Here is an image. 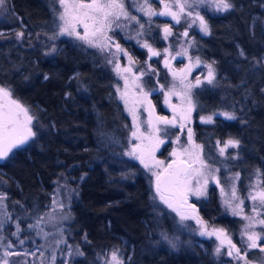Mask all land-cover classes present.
Returning <instances> with one entry per match:
<instances>
[{
	"label": "trees",
	"instance_id": "trees-1",
	"mask_svg": "<svg viewBox=\"0 0 264 264\" xmlns=\"http://www.w3.org/2000/svg\"><path fill=\"white\" fill-rule=\"evenodd\" d=\"M230 3V10L206 16L210 34H193V50L204 62H215L209 96L201 91L205 87L197 88L199 104L209 102L204 114L227 111L237 118L216 115L204 125L197 112L192 129L205 161L219 169L221 184L235 179L244 199L255 180L264 188V0ZM60 9L57 0H6L0 18V87L37 123L35 137L0 163V194L6 196L0 245L20 247L14 264H28V250L42 241L40 227L29 225L39 220L45 232L61 235L64 264H107L114 252L122 264H226L216 260L209 239L192 231L178 236L177 216L158 201L145 168L126 154L130 120L106 58L59 35ZM20 31L25 35L18 40ZM229 138L239 139L240 147L220 156L216 142ZM160 156L171 158L168 146ZM62 183L72 194L68 202L62 190L65 203L56 208L53 194ZM194 202L205 226L231 232L241 246L243 223L227 215L213 186ZM17 225L19 238L13 235ZM165 236L172 242L177 237V245Z\"/></svg>",
	"mask_w": 264,
	"mask_h": 264
},
{
	"label": "rangeland",
	"instance_id": "rangeland-1",
	"mask_svg": "<svg viewBox=\"0 0 264 264\" xmlns=\"http://www.w3.org/2000/svg\"><path fill=\"white\" fill-rule=\"evenodd\" d=\"M68 5L71 6L74 3H80L81 0H67ZM83 3H89L91 0H82ZM125 6V10L129 13L130 16H134L139 20V24L136 23L135 20L127 19L123 16L120 17L118 21H114L112 24V30L107 32V35L112 37V39L119 43L132 57V61H129L128 56H124L123 53H116L115 56L112 54L116 52L115 48L112 47L108 50L101 51L98 47H93L89 43H87L84 40L77 39L76 36H69L64 34V37H70L73 39H77L85 43L87 46L97 50L100 52L101 55H103L106 58V61L108 63V60H113V63H108L110 66L109 68L112 70L114 74L115 79V95L116 98L121 102L122 106L124 107V110L126 111L129 120H130V129L128 130V135L130 136L129 141V149L127 152H129L133 146V144H140L142 146H146L149 144V141L147 137L150 135V128L147 123V121L150 119L149 111L146 109L149 107L147 101L151 102V107L154 109L153 117L155 116H166L169 119H172L174 116L173 108L170 105L176 106V120H177V126L173 127L171 125H164L159 124L157 127L163 129L164 131H161L158 135L159 138L164 141V143L159 144V146L155 149V160L162 161L163 165L161 166H154L151 161H149L150 166H152V171H149L146 169L143 164L140 163L138 159L135 157L130 156V158L137 163H140L143 168L147 171V173L150 176L151 179V186L153 187L154 194L158 201L166 206L167 209L171 210L179 220V224L182 225L180 229H177V234L180 236V232L184 233V237L186 235H190V233L198 234L200 237L207 238L213 243V254L216 257L217 261H224L226 264H264V251H258L260 247L255 249H247V242L246 237L242 238L241 233L244 230L245 226L249 223L248 220L244 219V216H253L255 215L252 212L253 206L259 207V202L252 201L249 197L250 194H255L261 190H264L262 186L260 185L258 180H255L250 188V190L247 192L246 197L244 199H241L239 194L236 192L237 188L235 185L236 180L232 179L228 183V187H225V185L221 184L217 172L214 168L210 166V169L204 170L205 175L208 176V183L206 185V188L204 189V194L197 197L196 195L191 194V192L187 193V198L191 200L195 199H205L208 194V190L211 186H213L220 198V204L222 207H224L225 212H227L228 216L231 218H237L243 223V227L241 228L240 232L238 233V242L241 244V246H237L241 249V254H243L246 250L247 253L249 252H255L256 258H259L258 261L255 259H252L250 261L247 259V256L245 259H238L236 258L235 252H233V256L227 255V252L229 250V246L227 244V239H225V236L227 238H230L233 243L235 238L233 237L232 233H228V231H225V235L222 236V239H225V243L223 247H221V252L219 254L216 253L215 249L220 246V240L217 239L216 236H207V235H201V229L205 225L198 224L196 219L189 218L181 220V216L179 215L180 212L185 213H191V211H188L186 209H181L175 206L173 199L168 196L173 203V205L176 207L177 210H173V208H169L167 204H165L161 199L159 194L156 192V176L153 175V172H161L163 173V170L167 168V166L170 164L171 161H179V160H187L188 155L185 152L187 149L188 152L192 153L193 155H200L201 158L205 161L203 153V149L201 144L197 142L194 138V134L192 137V142H189L188 135H187V129L190 127L192 129L193 121L195 113L199 112V117L197 121L201 124H209V123H202L200 120L201 116H208L209 112L207 114H204L206 109H209V102H205L204 106H201L203 104H199L198 95L199 91L197 92V88H203L201 91H203V95L209 96V87H213L214 83L209 85L206 82L202 83L199 87H194L191 90V97H192V103L195 105L191 112V118L187 122L185 128L183 130L180 129L179 124L181 123L179 116L182 111V108H186L187 104H182V97L181 93L183 92V86L180 82V70L185 69L187 65L195 63V58L199 57V55L194 54V35L198 34L202 37H206L207 35L200 31L199 29V21H196L195 24H192V27L189 28L188 24L192 22L193 17H187L182 15L181 22L177 24L170 16H147L144 11H141V7H148L151 6V8L156 11H162L163 5L159 2V0H147V4H145V0H120ZM168 3L173 5V10L175 11V0H167ZM58 5L60 6V13L64 11L63 6H61L59 0H57ZM189 3L194 4V0H189ZM186 11H192L193 13L199 12L200 15L204 16L206 18L207 15L212 13H218L221 11H217L213 6H210L209 4H194V6L191 9H186ZM5 12V7L3 9H0V18L3 16ZM69 12L72 13L73 9L69 7ZM111 19V17H110ZM151 21V22H149ZM63 22L59 20V16L57 18V25L56 30L60 31L59 25ZM117 24L120 25V27H117ZM140 24H143V29L140 28ZM168 24L172 26V35L168 36L165 39V34L163 32V25ZM78 32L83 35V28L79 25H77ZM187 30L189 35L188 37L182 36V33ZM142 33V35H137V33ZM194 34V35H193ZM60 35V34H59ZM147 41L151 46L160 52L159 56H152L151 59H149L150 53L148 52L147 48L142 47V44ZM191 41V43H189ZM168 49V52H165L164 50ZM186 50L187 54L177 55V53H184ZM137 52V54H135ZM140 54V55H139ZM138 55V56H137ZM175 57V58H173ZM191 58V61H190ZM200 58V57H199ZM165 59L168 61L169 66H165ZM201 60V58H200ZM202 63L199 65V67H193L191 73L188 75L187 80L185 83H188L191 81L192 83H195V78L197 76L200 77V79L203 81L204 77L207 75L208 69L205 67V64H209V62H204L201 60ZM119 62L120 64V71L117 72L115 69V63ZM147 62V63H146ZM149 65H151V68H149ZM125 68H130L131 71H124ZM154 70V71H153ZM144 72L145 74L143 76H140V73ZM177 73V75H173V73ZM139 77V79H137ZM161 85H163V90L161 89ZM141 88L143 89V92H141ZM153 89H155L153 91ZM169 89H172L175 94L171 95L170 97H167L168 103H166V92L169 91ZM196 91V92H195ZM144 93H148L147 98L145 99ZM2 95V94H1ZM3 96V95H2ZM5 99L16 101L13 99V97L8 96L5 97ZM155 99L158 105L155 104ZM20 104V103H19ZM200 105V106H199ZM228 105V104H227ZM224 105V106H227ZM158 107V108H157ZM133 111L136 114L137 120L135 121L136 124L139 125V133L142 134L141 139H134L131 136V133L133 131H136V127L134 126V120H133ZM218 113V112H216ZM29 115H31L29 113ZM220 116V115H218ZM223 117V116H221ZM35 118L33 119L31 123V128L33 131H35V127L37 123H34ZM193 130V129H192ZM167 133V134H165ZM177 137H179V140H177ZM196 145H200V148H197ZM224 143L222 145H219L217 150L219 152V148L223 147ZM165 146H168L171 152V158H164L161 157V153ZM225 150V153L228 149ZM176 152L178 155H172L173 152ZM126 152V153H127ZM224 153V154H225ZM129 156V155H127ZM222 156V155H220ZM206 162V161H205ZM207 163V162H206ZM209 164V163H207ZM194 168H199V163H196L193 165ZM212 176H215L216 179H212ZM200 180V184H203V177L198 176L196 173H192L189 176V187L193 190H195L199 185H197L196 181ZM217 181H219L217 183ZM60 187V185H57ZM233 189H235L236 192V198H233ZM64 190V197L66 194V201L69 202L70 195L72 194V189L68 186L62 183V187L56 188L55 192L53 194L52 199V205L56 208H61L65 201L63 198V195L61 194V191ZM166 196V195H165ZM69 199V200H68ZM240 200H243V204L241 207L243 208V212L240 215H234L232 208L235 207ZM230 202L231 207L229 206ZM3 206L4 202L0 201V230L3 229L4 221L3 219ZM195 215H197L195 211ZM192 222L194 230H190V226H188V223ZM40 227L41 232H39L42 241L36 240V243L33 244L31 250H28L27 255L29 258L28 264H58V258L60 257V263L64 264L66 261V256L63 255V253H59V245L62 243V237L57 231H46L41 223L38 225ZM188 227V228H187ZM192 227V228H193ZM207 227L208 231H212L213 229H218L215 227ZM183 230V231H182ZM255 231L260 232L261 226L256 225ZM192 231V232H191ZM251 231V229H250ZM5 233H9L10 231H6ZM0 236H2V232L0 231ZM39 236V235H38ZM39 236V237H40ZM37 239V236H35ZM189 237V236H188ZM187 238V237H186ZM173 240V243L177 245V237L171 238ZM237 240V239H236ZM243 240V242H242ZM236 244V243H235ZM37 247V248H36ZM19 250V248L13 249V248H7L2 247L0 245V262L7 259L9 261V264H14L15 257L9 255L5 256L4 252L7 250L10 253H15V251ZM30 249V248H29ZM244 249V251L242 250ZM33 253H35L33 255ZM63 256H64V262H63ZM58 257V258H57ZM54 258V259H53ZM120 264H122L119 257H117ZM19 261V260H17ZM107 264H115V262L112 260V254L107 256Z\"/></svg>",
	"mask_w": 264,
	"mask_h": 264
},
{
	"label": "snow or ice",
	"instance_id": "snow-or-ice-1",
	"mask_svg": "<svg viewBox=\"0 0 264 264\" xmlns=\"http://www.w3.org/2000/svg\"><path fill=\"white\" fill-rule=\"evenodd\" d=\"M61 6H63L64 11L59 14V20L63 23L59 25V34L60 35H69V36H76L77 39L84 40L89 43L93 47H98L103 52L108 50L112 47L115 48L116 52L112 55L115 56L116 53H123L124 56H128L129 61H132V57L129 53L117 42H115L112 37L107 35L108 31L112 30V24L114 21H118L121 16L135 20L137 24H139V20L136 17L130 16L129 13L125 10V6L120 0H91L89 3H83L82 0L80 3H74L73 5L69 6L67 0H59ZM159 2L163 5V10L156 12L154 11L151 6L148 7H141V11H144L145 14L149 17L151 16H170L172 20H174L177 24L181 22L182 15L187 17H193L192 22L188 24V27L191 28L192 24H195L196 21H199V29L204 34H210V28L208 22L205 20L204 16L200 15L199 12L193 13L192 11H186V9H191L194 4H209L213 6L217 11H228L230 10L233 5L230 3V0H194L193 3H189V0H175V8L173 10V5L168 3L167 0H159ZM145 4H147V0H145ZM6 6V0H0V9H3ZM69 7L73 9V12H69ZM111 17V19H110ZM151 22V21H149ZM77 25L81 26L84 30L83 35L78 32ZM117 27H120L117 24ZM144 25L140 24V28L143 29ZM163 32L165 34V39L172 35V26L165 24L163 25ZM25 33L23 31L16 33V38L18 40L24 38ZM137 35H142V33H137ZM189 33L185 30L182 33V36L188 37ZM191 43V41L189 42ZM142 47L147 48L148 52L150 53L149 59L152 56H159L160 52L155 50L151 44L145 41L142 44ZM55 51V49H53ZM168 52V49L164 50ZM187 54L186 50L184 53H177V55ZM240 55H244L243 50H241ZM175 58V57H173ZM191 61V58H190ZM108 63H113V60L109 59ZM147 63V62H146ZM202 63L199 57L195 58V63L192 64L190 62L189 65L185 67V69L180 70V82L183 86V92L181 93L182 97V104H187L186 108H182L180 113L179 119L181 123L179 127L183 130L187 124V122L191 118V112L195 105L192 103L191 97V90L194 87L201 86L202 83L206 82L207 84L211 85L214 83L216 79V72L213 67L214 61L210 64H205V67L208 69L207 75L204 77L202 81L199 76L195 78V83L189 81L185 83L188 78V75L191 73L193 67H199ZM165 66L168 65L167 59H165ZM120 64L119 62L115 63V69L117 72L120 71ZM151 68V65H149ZM124 71H131L130 68H125ZM154 71V70H153ZM145 73L141 72L140 76H143ZM173 75H177V73H173ZM48 77L45 76V79ZM139 79V77H137ZM161 89L163 90V85H161ZM155 89H153L154 91ZM141 92L143 89L141 88ZM0 94L5 97L10 96V92L8 89L4 87H0ZM175 92L172 89H169L166 92V103H168L167 97L174 95ZM148 93H144L145 99L147 98ZM11 103L15 106V111L9 110L7 112L0 111V160H4L8 157L9 153L12 152L14 148H18L33 137H35L36 133L30 127L34 117L29 115V111L27 108L23 107L21 104L17 103L16 101H11ZM149 107L146 109L149 111L150 119L147 121L149 128H150V135L147 137L149 144L146 146H142L140 144H133L131 150L126 154L132 157H135L140 161L143 166L152 171V166H150L149 161L152 162L154 166H161L163 165L162 161L155 160V149L159 146V144L164 143L162 139L159 138V133L164 131L163 129L157 127L159 124L164 125H171L173 127L177 126L176 120V106L170 105L173 108L174 116L172 119H169L166 116H155L154 119L153 113L154 109L151 107V102L147 101ZM20 115H23V121L20 120ZM216 115L223 116L226 120H235L237 117L234 112H227L222 111L219 113H212L208 116H201L200 120L202 123H214L213 117ZM133 120L134 126L136 127V131L131 133L132 138L134 139H141L142 134L139 133V125L135 123L137 120L136 114L133 111ZM167 134V133H165ZM187 135L189 142H192L193 137V130L189 127L187 129ZM179 140V137H177ZM217 145H220V141L218 140ZM240 140L236 138H229L224 142L223 147L219 148L220 155H224L225 150L229 147L231 148H239L240 147ZM197 148H200V145H196ZM185 152L188 155L187 160H179L174 161L173 163L182 164L183 167H177L173 169V164H169L167 168L161 172H153V175L156 176V192L159 194L160 199L168 205L169 208H173V210H177L176 207L171 202L168 196H165V191H177L181 193V203L187 205V193L191 192V194L196 195L197 197L204 194V189L208 183V176L205 175V171L210 169V165L207 164L200 155H193L192 153L188 152L187 149ZM172 155H178L175 151ZM235 158V157H233ZM199 163V168H194L193 165ZM171 170V171H170ZM219 171V169H216ZM259 171V170H258ZM192 173H196L198 176L203 177V184H200V180H197L196 183L199 185L195 190L189 187V176ZM236 178H239V173H236ZM212 179H216L215 176H212ZM162 182L164 183V188L162 189ZM219 181H217L218 183ZM233 198H236L235 189H233ZM6 196L4 194H0V201L4 200ZM252 201L259 202V207L253 206L252 212L255 214L253 216H244V219L248 220L249 223L245 226L244 230L241 233L242 238L246 237L247 242V249H255L260 247L261 251H264V190H261L255 194H250L249 197ZM229 206L231 207L230 202ZM243 204V200H240L239 203L232 208L234 215H240L243 212V208L241 205ZM192 211L191 213L180 212L179 215L181 216V220L194 218L196 219L198 224L202 226L205 225V222L202 221L198 216L195 215V205H187ZM40 221H37V225H29L30 228L37 227ZM260 225L261 230L260 232L255 231V226ZM251 229V231H250ZM21 231L19 225H17V231L13 233V235L19 238V232ZM201 235L207 236H216L218 240H220V246H218L215 251L217 254L221 252V247H223L225 243V239H227V244L229 246V250L227 255L233 256V252L236 254V258L238 259H245L247 255V250L241 254V249L237 247L235 243L232 242L230 238L225 236V239L221 237L225 235L224 229H213L212 231H208L207 227L204 226L200 232ZM86 239V237H85ZM165 240H168L167 236L164 237ZM3 240V237L0 236V241ZM243 242V240H242ZM20 244H24V240H19ZM168 243L174 248L176 245L171 240H168ZM14 245L11 241L8 242L7 248H12ZM19 255V253H10L5 250L4 255L7 257L9 255ZM35 253H33L34 255ZM82 255V253H80ZM54 259V258H53ZM112 260L115 264H120L119 260L117 259L116 253L112 254ZM0 264H9L7 259L0 262Z\"/></svg>",
	"mask_w": 264,
	"mask_h": 264
},
{
	"label": "water",
	"instance_id": "water-1",
	"mask_svg": "<svg viewBox=\"0 0 264 264\" xmlns=\"http://www.w3.org/2000/svg\"><path fill=\"white\" fill-rule=\"evenodd\" d=\"M13 110L15 111V106L11 103V100H8V99H5L1 94H0V111L2 112H7L9 110ZM20 120L23 121L24 117L23 115H20ZM31 127V126H30ZM31 139H29L27 141V143L30 141ZM27 143H25L24 145H26ZM22 145V146H24ZM20 146V147H22ZM174 161H171L170 164H173V169L177 168V167H183L182 164H179V163H173ZM178 162V161H177ZM171 171V170H170ZM162 189L164 188V183L162 182ZM164 194L166 196H170L173 201H174V204L176 207L178 208H186L188 207L187 205H189V199L187 198V205H184L181 203V193L180 192H177V191H165ZM197 208V206H195V209Z\"/></svg>",
	"mask_w": 264,
	"mask_h": 264
},
{
	"label": "flooded vegetation",
	"instance_id": "flooded-vegetation-1",
	"mask_svg": "<svg viewBox=\"0 0 264 264\" xmlns=\"http://www.w3.org/2000/svg\"><path fill=\"white\" fill-rule=\"evenodd\" d=\"M135 54H137V52H135ZM140 55V54H139ZM138 56V55H137ZM18 148H20V147H18ZM15 149H17V148H14L13 150H15ZM12 150V151H13ZM11 153V152H10ZM9 153V154H10ZM5 160V159H4ZM4 160H0V163L2 162V161H4ZM189 205H195V206H197L196 205V203L193 201V200H191V199H189ZM181 209H186V210H188V211H191V209L189 208V207H186V208H181ZM195 211H196V213H197V215H198V217L200 218V219H202V216H201V214L199 213V209H198V206H197V208L195 209ZM241 245V244H240ZM240 247V246H239ZM243 251H244V249H242ZM258 251H261L260 250V248H259V250ZM247 259H249L250 261H252V259H255L256 261H258V259H260V257L259 258H256V256H255V252L253 253V252H249V253H247Z\"/></svg>",
	"mask_w": 264,
	"mask_h": 264
}]
</instances>
